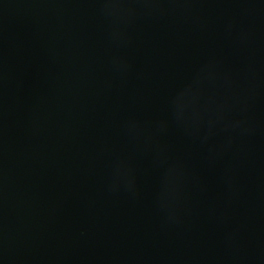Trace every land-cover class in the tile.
Listing matches in <instances>:
<instances>
[{
    "label": "water",
    "instance_id": "water-1",
    "mask_svg": "<svg viewBox=\"0 0 264 264\" xmlns=\"http://www.w3.org/2000/svg\"><path fill=\"white\" fill-rule=\"evenodd\" d=\"M0 264H264V0H0Z\"/></svg>",
    "mask_w": 264,
    "mask_h": 264
}]
</instances>
